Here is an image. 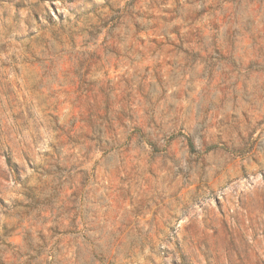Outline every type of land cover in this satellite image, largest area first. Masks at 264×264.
<instances>
[{"label": "rangeland", "instance_id": "rangeland-1", "mask_svg": "<svg viewBox=\"0 0 264 264\" xmlns=\"http://www.w3.org/2000/svg\"><path fill=\"white\" fill-rule=\"evenodd\" d=\"M0 264H264V0H0Z\"/></svg>", "mask_w": 264, "mask_h": 264}]
</instances>
